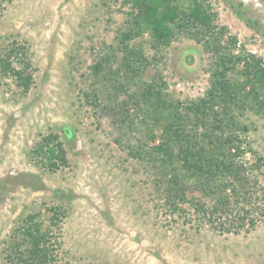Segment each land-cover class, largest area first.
I'll list each match as a JSON object with an SVG mask.
<instances>
[{"label":"rangeland","instance_id":"1","mask_svg":"<svg viewBox=\"0 0 264 264\" xmlns=\"http://www.w3.org/2000/svg\"><path fill=\"white\" fill-rule=\"evenodd\" d=\"M205 2L214 24L226 28L222 44L235 36L238 48L264 61V0ZM131 10L126 0L0 2V43L8 35L23 43L33 78L25 93L0 75V264H8L4 247L20 219L55 203L66 207L53 231L60 264H264V219L253 229L222 233L190 221L187 205L188 218L170 214L151 164L130 154L142 138L128 124H139L137 84L129 96L115 92L105 71L96 75L91 66L109 47L117 49ZM128 44L149 59L137 78L161 84L167 99L204 96L213 57L192 36L176 32L157 53L147 33ZM122 70L116 83L126 86ZM238 120L248 126L241 136L263 158V170L264 121L250 111ZM49 132L59 135L68 158L56 171L32 160L34 144Z\"/></svg>","mask_w":264,"mask_h":264},{"label":"trees","instance_id":"2","mask_svg":"<svg viewBox=\"0 0 264 264\" xmlns=\"http://www.w3.org/2000/svg\"><path fill=\"white\" fill-rule=\"evenodd\" d=\"M126 1L132 10L126 26L118 31L119 46L109 47L91 68L96 75L105 71L102 76L111 81L115 92L127 93L137 84L133 97L140 98L136 103L141 109L139 124L132 120L128 124L142 138L130 154L151 164L157 196L170 214L181 217L184 213L188 218L187 205L188 219L198 226L204 223L222 233L255 228L264 219L263 158L244 142L241 135L248 126L238 117L250 111L264 121L263 59L238 48L235 36H227L222 44L226 28L214 24L215 14L206 0ZM176 32L192 36L213 57L209 86L195 100H169L161 84L137 78L150 63L142 47L129 46V40L147 33L150 48L157 53ZM8 39L9 35L3 39L7 42L0 43V75L11 78L26 93L33 83L27 48ZM117 51L122 54L119 59ZM115 62L118 69L113 71ZM120 69L128 80L126 86L116 83ZM32 154L36 165L49 171L68 165L66 149L54 132L42 135ZM247 154L251 160L245 159ZM65 215L64 204L55 203L22 217L4 247L7 263L60 264L53 231Z\"/></svg>","mask_w":264,"mask_h":264}]
</instances>
